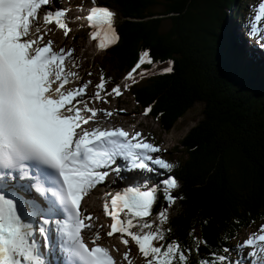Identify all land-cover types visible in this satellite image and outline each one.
Returning <instances> with one entry per match:
<instances>
[{
  "label": "snow or ice",
  "instance_id": "snow-or-ice-1",
  "mask_svg": "<svg viewBox=\"0 0 264 264\" xmlns=\"http://www.w3.org/2000/svg\"><path fill=\"white\" fill-rule=\"evenodd\" d=\"M57 3L0 0V264H52L54 257H59L56 264H120L113 255L120 248L103 244L101 231L82 201L112 174L170 172L175 165L153 155L163 150L140 131L130 133L121 126L99 123L101 115L112 118L126 109L97 108L88 101L106 104L109 97L123 96L139 82L137 77L150 74L142 66L156 62L143 50L123 77L128 83H115L103 70L98 83L84 80L75 49L56 50L54 41L47 39L52 24L64 37L72 31L68 9L52 10ZM115 15L93 0L87 16L75 19L87 20L93 29L90 39L103 51L119 40ZM262 23L264 0H259L249 24L253 36H264ZM68 61L76 71L69 70ZM172 65V60L167 61L160 74L171 73ZM70 84L75 86L67 87ZM92 87L95 91L90 94ZM151 111L150 105L143 115ZM90 124L95 126L85 127ZM178 186L176 178L168 175L148 188L132 185L104 192L103 213L111 219L106 235L119 234L126 264H134L131 244L143 264H191L192 253L208 246L194 228L188 233L189 245L179 239L167 241L172 229L165 225L178 199L173 195ZM158 192H163L167 207L153 219ZM243 249L249 250L242 254ZM236 255L232 259L228 247L210 248L198 256L197 264H264V223L236 245Z\"/></svg>",
  "mask_w": 264,
  "mask_h": 264
},
{
  "label": "trees",
  "instance_id": "trees-1",
  "mask_svg": "<svg viewBox=\"0 0 264 264\" xmlns=\"http://www.w3.org/2000/svg\"><path fill=\"white\" fill-rule=\"evenodd\" d=\"M95 3L116 11L119 36L95 63L98 80L103 70L116 83L148 50L156 63L143 65L150 74L138 77L127 92L133 106L144 111L151 105L147 116L168 132L194 103L201 105L199 119L177 143L184 159L171 170L179 186L165 225L172 229L167 241L189 245L193 228L206 239L208 246L192 253L191 264L210 248L232 250L244 229L264 220V54L243 44L254 45L242 31L245 5L239 0ZM155 6L159 10H151ZM262 41L258 34L257 45L264 49ZM169 60L173 71L160 74ZM163 204L158 192L153 219Z\"/></svg>",
  "mask_w": 264,
  "mask_h": 264
},
{
  "label": "rangeland",
  "instance_id": "rangeland-1",
  "mask_svg": "<svg viewBox=\"0 0 264 264\" xmlns=\"http://www.w3.org/2000/svg\"><path fill=\"white\" fill-rule=\"evenodd\" d=\"M241 4L245 5V10L242 12V31L244 33H247V35L250 36L252 39L254 45H250L249 42L243 43L245 47L248 49H254L257 50L260 54H264V49H261L257 44L258 41V35L253 36L250 32L249 24L250 20L252 19V16L255 13V7L259 3V0H239ZM90 3L88 0H58L57 4H53L52 10H55V8L58 6L60 8H67L68 13L67 16L69 18V27L72 29V31L69 33L68 37H64L62 30H59L56 28L55 24L49 25L48 28L51 29V32L47 39H52L54 41V47L56 50H58L60 47L65 48H73L75 49L74 52V58L78 64L81 65L80 68V74L83 76L84 80H92L93 84L97 83L99 80L95 74V63L98 61V59L104 54V50L101 51L97 48V43H94V40H90L87 36L88 30L86 29L88 24L84 21L81 22L80 20L75 19L77 16H80L81 14V7L90 8ZM83 5V6H81ZM151 10L157 11L159 10V6L152 7ZM113 12L116 11L112 10ZM233 14V12H232ZM119 20V18H118ZM115 21H117V16L115 15ZM43 22L41 21V24ZM167 21L163 22V26H167ZM262 28H264V23L261 25ZM79 32L82 37L80 39L74 40L73 35L74 33ZM84 33V35H83ZM240 37H244L241 33H238ZM264 37V36H262ZM67 67L69 70L76 71V69H73L71 66V61L67 62ZM85 70L88 72H91L92 75L88 76L86 75ZM127 74V73H126ZM124 74L116 83H128V81H125L123 77L126 75ZM138 79V77H137ZM112 86V85H111ZM110 87V86H108ZM93 90V91H92ZM89 93L95 91L94 87L90 88ZM109 103H100V102H93L88 101L89 106H97V108H104L108 110L115 111L116 109H126V112H118L116 115H114L112 118H106L103 115L99 118V123L101 126H116V125H126L128 129L132 132L140 131L143 133L145 137L148 138L149 142H153L154 144L158 145L163 151L160 153H155L153 155L161 156L166 161L173 163L174 165L177 163V161H181L184 159L183 152L180 151V146L177 144L179 139L183 136V134L192 126L195 124V122L200 117V107L201 105L199 103H194V105L188 109L180 118H178L174 124V126L168 131L163 132L159 129L157 126V123L154 119L144 116L143 110L133 106V102L130 100V97L128 96L127 92L124 93L123 96L118 98H111L109 97ZM91 125V124H90ZM95 126V125H91ZM128 172L129 170H125ZM143 172L142 175L139 176L140 185L142 187H146L153 182L160 183V180L163 178H166L167 175H165V172L163 169H157L156 172H148L144 170H139ZM160 173H163L161 175ZM170 173V172H169ZM120 177L116 174L110 175V179L108 180L107 184L105 183V186L108 185L109 187H116L117 189L121 190L124 187H127L128 185L124 186V180H120ZM120 180V181H119ZM131 184V183H128ZM135 185V184H131ZM120 186V187H119ZM98 189V188H97ZM99 192L93 195L90 193L89 199L85 198V201H87V204L83 205V208L86 209L88 212L91 213L93 216V223L96 225L97 228L100 229L101 235L103 237V244L107 247H111L112 245H115L116 247L120 248V253H116L117 260L120 261V264H126L125 261L122 260V253L126 250L122 244H120L118 240V235L116 234V237L109 238L104 237V235L109 230L108 225L111 223L110 217H106L103 213V192L104 189H100L99 186ZM101 191V192H100ZM98 198V199H95ZM102 201V202H101ZM167 205V202L164 200L163 207ZM264 223V220L258 223L257 225L250 227L248 229H244L242 233L237 237L236 240H241L239 243H242L243 240H245L249 233L254 232L258 229V226ZM103 225L101 228L100 226ZM39 238V237H38ZM233 246L232 250V257L233 259H237L236 255V243ZM108 242V245H107ZM132 249V258L134 260V264H143L142 258H140L137 254L136 247L134 244L130 245ZM249 249H243L242 254H246ZM115 253V252H113ZM237 257V258H236Z\"/></svg>",
  "mask_w": 264,
  "mask_h": 264
},
{
  "label": "bare ground",
  "instance_id": "bare-ground-1",
  "mask_svg": "<svg viewBox=\"0 0 264 264\" xmlns=\"http://www.w3.org/2000/svg\"><path fill=\"white\" fill-rule=\"evenodd\" d=\"M40 23H41V21H40ZM55 48V47H54ZM127 131H129L130 133H131V131L129 130V129H127ZM120 163H122V162H120ZM143 173H141V172H139V171H136V170H132V171H129V172H125V171H122L120 174H119V179L120 180H124V185H126V184H128L130 181H133V182H135V184L136 185H138L140 182L138 181H135V180H139V176L140 175H142ZM133 179H135V180H133ZM107 182H108V179H107V181H106V184H107ZM101 186H105V184H103V185H101ZM106 187H107V185H106ZM98 189H99V186L97 187ZM98 189H94L91 193V195H93V193L95 194V192L96 193H98L99 192V190ZM100 189H101V187H100ZM98 191V192H97ZM106 191V190H105ZM112 191L114 192V191H117L116 189H112ZM90 195H88V196H86V199L88 198H90L89 197ZM95 199H98V198H96L95 197ZM87 201L88 200H86L85 202H84V204H87ZM113 246V245H112ZM115 256H116V253H113ZM56 258V257H55ZM117 258V257H116ZM57 261V260H56ZM54 263V262H53ZM55 264V263H54Z\"/></svg>",
  "mask_w": 264,
  "mask_h": 264
},
{
  "label": "clouds",
  "instance_id": "clouds-1",
  "mask_svg": "<svg viewBox=\"0 0 264 264\" xmlns=\"http://www.w3.org/2000/svg\"><path fill=\"white\" fill-rule=\"evenodd\" d=\"M89 2V1H88ZM97 6H104V5H100V4H96ZM81 6H83V5H81ZM90 6H93V3H90ZM104 7H106V6H104ZM84 9H85V7H83ZM83 9V10H84ZM111 10V9H110ZM81 21V20H80ZM87 36H88V33H87ZM105 51V50H104ZM111 87V86H110ZM121 126H125L126 127V125H121ZM170 174L172 175V172L170 171ZM173 176V175H172ZM232 246H234V244L232 245ZM232 250H233V248H232ZM232 259H233V257H232Z\"/></svg>",
  "mask_w": 264,
  "mask_h": 264
}]
</instances>
